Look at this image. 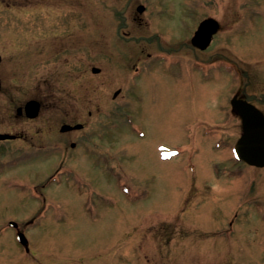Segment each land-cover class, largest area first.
Listing matches in <instances>:
<instances>
[{
	"label": "rangeland",
	"instance_id": "1",
	"mask_svg": "<svg viewBox=\"0 0 264 264\" xmlns=\"http://www.w3.org/2000/svg\"><path fill=\"white\" fill-rule=\"evenodd\" d=\"M45 3L0 0V132L27 140L0 141V264H264V169L234 159L230 105L264 108V0Z\"/></svg>",
	"mask_w": 264,
	"mask_h": 264
},
{
	"label": "water",
	"instance_id": "2",
	"mask_svg": "<svg viewBox=\"0 0 264 264\" xmlns=\"http://www.w3.org/2000/svg\"><path fill=\"white\" fill-rule=\"evenodd\" d=\"M139 11L144 7L140 6ZM220 24L214 18L203 20L195 35L192 38L194 46L204 50L211 44L214 34L219 30ZM1 60V57H0ZM95 73L100 72L99 68L94 67ZM1 89V81H0ZM118 92L116 93V95ZM234 110L241 116L243 123V134L235 145V152L239 159L258 167H264V114L255 105L244 99H239L236 95L231 101ZM23 107L18 108V113L22 114ZM28 117H37L41 110V103L38 100H29L25 105ZM83 124H64L61 131L80 129ZM12 137L9 134H0V139ZM11 225L17 226L16 223ZM20 241L27 245L28 240L23 233L19 234Z\"/></svg>",
	"mask_w": 264,
	"mask_h": 264
},
{
	"label": "flooded vegetation",
	"instance_id": "3",
	"mask_svg": "<svg viewBox=\"0 0 264 264\" xmlns=\"http://www.w3.org/2000/svg\"><path fill=\"white\" fill-rule=\"evenodd\" d=\"M48 1L49 0H45V4H48ZM53 2L51 3V0H50V3L49 4H51L52 5V7H60L61 6V4H62V2H63V0H52ZM48 4V5H49ZM65 16V15H64ZM64 18V17H63ZM65 22V20L64 21H62L61 23H64ZM78 41V40H77ZM23 43V42H22ZM21 44V43H20Z\"/></svg>",
	"mask_w": 264,
	"mask_h": 264
}]
</instances>
